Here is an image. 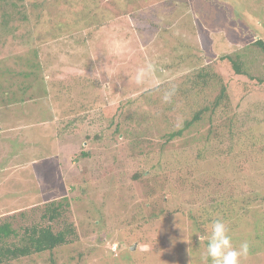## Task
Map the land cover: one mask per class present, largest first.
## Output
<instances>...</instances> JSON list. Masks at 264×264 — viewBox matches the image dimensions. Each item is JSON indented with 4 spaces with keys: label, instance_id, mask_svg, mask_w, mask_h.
I'll return each mask as SVG.
<instances>
[{
    "label": "rangeland",
    "instance_id": "rangeland-1",
    "mask_svg": "<svg viewBox=\"0 0 264 264\" xmlns=\"http://www.w3.org/2000/svg\"><path fill=\"white\" fill-rule=\"evenodd\" d=\"M258 37L264 39V0H0V79L35 74L28 76L32 93L29 87L7 105L0 101V219L16 228L46 224L45 208L63 201L60 219L76 229L72 242L9 264H212L206 258L211 229L199 236L194 221L207 228L213 221L204 214L187 218L184 198L193 193L173 180L177 168L186 175L187 165L196 179L227 176L235 153L212 152L213 137L211 144L186 143L185 133L161 151L160 135L184 119L176 83L209 63L230 95L228 112H253V123L249 116L243 120V137L225 134L224 146L230 138L233 146L253 142L245 167L262 172L253 184L263 183L264 194V152L257 150L264 142V58L251 45ZM225 54H239L246 74L216 61ZM147 63L155 67L153 78L137 85L136 70ZM218 88L205 87L197 108ZM173 89L165 102L164 93ZM139 108L154 114L143 125L135 122ZM77 111L86 116L73 118ZM118 122L131 124L128 133L113 135ZM138 137L142 153L135 148ZM198 149L204 157L196 156ZM85 150L89 156L81 157ZM257 202L247 206L256 229L236 210L223 221L236 249L245 241L259 246L252 238L264 234L257 227L264 228V202ZM179 205L185 215L174 212ZM250 257L241 264H252L256 256Z\"/></svg>",
    "mask_w": 264,
    "mask_h": 264
},
{
    "label": "trees",
    "instance_id": "trees-1",
    "mask_svg": "<svg viewBox=\"0 0 264 264\" xmlns=\"http://www.w3.org/2000/svg\"><path fill=\"white\" fill-rule=\"evenodd\" d=\"M20 13V12H19ZM13 15L9 14L6 16L5 24L8 23V21L12 20ZM2 23V22H1ZM4 23H2V26H5ZM252 46L258 48L260 54L264 58V39L261 37H258L255 39L252 44ZM217 62L226 61L230 68L233 70V72L237 75H245V70L242 69L243 63L240 59L239 54L232 55V54H225L222 56H219L216 59ZM29 68H34L32 66V63L28 65ZM15 72L11 73L12 76L9 78L1 77L0 79V101L3 105L9 104L11 100H16L17 94L19 95H25L27 89L31 86L29 83L31 81L28 80V76L35 75V74H29L27 72L19 71L16 74ZM18 75V76H17ZM38 76V75H37ZM18 77V78H17ZM39 77L42 80V77L39 75ZM250 79H254L251 75H249ZM15 80L18 83V86H16V89H14L13 82ZM261 81V79H259ZM16 83V84H17ZM215 83L219 87L217 89L216 94L214 98L209 102V104L203 106L202 108H197V100H200V95L205 87H208L209 84ZM30 86H29V85ZM31 88V87H30ZM33 88H31L30 93H32ZM175 91H177L175 96L183 98V120L181 122V126L177 130H174V125L172 122H167L168 125H173L170 128L169 131H165L160 135V143H159V149L162 151L165 148L167 149L168 145H173L172 142L175 138L181 137L184 135V133L189 137L188 141L186 143H196L197 141L204 140V143L210 144L212 143L211 138L214 139V145L212 152L219 150L220 153H225L227 155H232L235 153V165L232 167H227L228 174L225 176V174H221L219 176L217 175H210L209 173L206 174H199L202 178L196 179L195 176L191 174L190 165H187L185 168L186 175L182 174L180 172V168H177L175 171L174 176V186L176 188H182L186 187L190 191H192L193 195L188 196L184 198L186 201L185 203L188 204V212L186 213V216L189 220H193V215L190 213H193L194 215H209L207 220L208 222L220 219L224 221V219H227L232 214V210L238 211L239 215L238 218H241L240 220L242 223L247 224L249 226H252L256 229L254 224H251V222H258L253 220L252 216H250L249 213V207L250 203L252 201H263L264 202V194L262 193V187L263 183H257L253 184V181L259 180V177H261V173L259 172H252L248 173L249 171L245 167V163L248 159H252V155L248 154L250 149L252 148L253 142H248L245 147L239 145V146H233L232 145V139L230 138V141L228 145L224 146L225 139L223 136L226 134L227 136L232 137L233 133L236 134L234 137H238V140L241 139L243 136L242 134L246 130V126L243 125V120L245 118H248L253 123V116H250L251 112L249 109L246 110H234L233 112H228L229 108L227 105V102L230 98V95L228 92H226V86L223 85L221 79L217 78L216 72L212 68H210L209 63L206 65H202L201 67H194L186 77L183 78L179 83H176ZM28 99H31L32 96H27ZM149 99V98H148ZM147 98L144 97V101H146ZM19 101V100H18ZM20 101H24L23 98ZM174 101V100H173ZM84 102L80 103L79 107L84 106ZM88 107V106H87ZM86 107V108H87ZM187 107V108H186ZM77 108V107H75ZM170 108V107H169ZM186 108V109H185ZM254 106H252L250 109L253 110ZM141 109V110H140ZM188 109V110H187ZM90 110V109H89ZM187 110V111H184ZM88 111V110H87ZM137 111H142L139 116L135 119L136 124L143 125L146 123L147 120L152 119L153 115L149 110L148 112H145L144 109L139 108ZM137 111H135L133 114L137 115ZM83 113V111H77V113L74 114L73 118L77 115H82L81 117L86 116L85 114H79ZM244 113V118H240L239 114ZM156 115V114H155ZM157 116L164 118V115ZM127 121H130V118L127 114ZM217 120L219 122H222L220 125V128L218 127ZM216 122V123H215ZM126 123V122H125ZM117 123L113 135L118 136L120 133L126 134L128 133V130L131 128L130 123L126 124ZM129 127V128H128ZM142 127V126H140ZM145 127V126H144ZM205 127L206 134L200 135L201 128ZM140 132V130H139ZM138 133V132H135ZM134 133V134H135ZM249 136V134L247 135ZM134 142L137 141L136 138H133ZM140 139L138 137L137 143H135V148L137 151H139L142 147L140 145ZM185 145H178L174 147H180ZM190 147V146H189ZM221 149V150H220ZM237 150V151H236ZM260 153H263L264 151V142L261 146H259V149H257ZM236 151V152H234ZM203 151L199 150L196 153V156L200 157ZM204 152L206 153V149H204ZM137 153H142L141 151ZM232 153V154H231ZM216 153H213L214 155ZM81 157H88L89 153L87 150L80 152L79 154ZM202 157H204V154H202ZM169 173V172H168ZM177 173V175H176ZM166 177L168 175L166 174ZM262 178V177H261ZM251 180V183H250ZM195 195V196H194ZM194 198V199H193ZM203 198L205 204L199 205L200 201L198 199ZM256 203L258 205L259 203ZM62 202H50L48 206L45 208V211L43 213L42 219H46V224L42 222H34L27 224L24 226V228H16L12 226V223L9 220H1L0 219V264L7 263L9 264L11 261L17 260L21 257L29 256L32 254L41 253L44 251H51L58 246L68 244L76 239V229L75 226L72 223H69L67 221H61L60 216L62 213ZM199 206H196V205ZM195 207V208H194ZM253 211V210H252ZM174 212H180L182 215H185V210L183 208V205L177 206L175 208ZM173 213V212H171ZM23 214V213H22ZM213 214H215L213 216ZM253 215V214H252ZM237 216V215H236ZM239 220V221H240ZM61 221V222H60ZM60 222V224H58ZM247 222V223H246ZM195 229L198 230L199 236L205 235L206 236V230L211 229L210 227L207 228L202 224V221L195 220ZM60 226V227H59ZM258 230L262 228L264 232V228L261 226H258ZM22 229V230H21ZM21 230V231H20ZM255 232V231H254ZM255 236L252 238L256 242L259 243V246L256 247L252 242L249 241L248 244L250 246L249 252L252 253V256H256L252 264H264V239L262 236L264 235L261 232H255ZM196 234H193V238L195 241V244H198L197 241L200 242L199 237H195ZM207 243V242H206ZM257 250V251H256ZM128 254H130L129 251H125ZM77 256L80 255V253L76 254ZM250 255V256H251ZM149 256V255H148ZM247 255V257L251 258ZM246 257V258H247ZM107 258V256H106ZM209 263H211V259L208 258ZM116 263V262H115ZM138 263V262H137ZM134 262V264H137ZM119 264V263H118Z\"/></svg>",
    "mask_w": 264,
    "mask_h": 264
},
{
    "label": "clouds",
    "instance_id": "clouds-1",
    "mask_svg": "<svg viewBox=\"0 0 264 264\" xmlns=\"http://www.w3.org/2000/svg\"><path fill=\"white\" fill-rule=\"evenodd\" d=\"M154 72L155 67L152 63H147L145 66L138 68L134 77L135 83L137 85L146 84L152 80ZM173 93L174 89L166 91L163 100L165 102L170 101ZM228 233L229 229L222 220L217 219L211 223L206 258H210L212 264H241V259L247 257L250 247L248 242H243L239 249H236L233 247Z\"/></svg>",
    "mask_w": 264,
    "mask_h": 264
}]
</instances>
